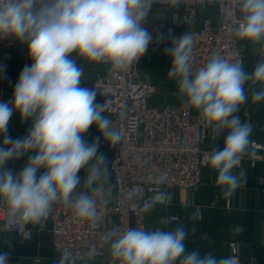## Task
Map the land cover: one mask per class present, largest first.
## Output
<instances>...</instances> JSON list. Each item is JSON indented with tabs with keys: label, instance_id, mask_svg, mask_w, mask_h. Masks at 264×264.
Segmentation results:
<instances>
[{
	"label": "clouds",
	"instance_id": "clouds-1",
	"mask_svg": "<svg viewBox=\"0 0 264 264\" xmlns=\"http://www.w3.org/2000/svg\"><path fill=\"white\" fill-rule=\"evenodd\" d=\"M151 4L152 0H0V39L26 45L32 61L20 72L11 100H0V204L6 205L8 225L38 223L56 203L98 225L97 199L87 190L102 195L111 175L105 154L99 152V138L89 142L84 134L95 125L110 146L124 134L104 115L106 105L96 103L97 89L81 86L83 68L72 54L109 64L114 71L129 70L153 41L144 26ZM241 7L244 14L233 29L236 37L264 41V0H242ZM193 45L189 33L173 37L166 49L172 61L167 76L177 81L186 108L197 110L217 136L225 133L223 147L213 146L204 163L217 172V185L230 197L244 182L245 172L234 170L241 165L252 131L236 113L247 100L249 81L264 86V59L249 73L242 61L217 53L194 71ZM5 68L0 65V73ZM252 100L264 101V87L253 90ZM14 113L21 121L32 122L23 137L9 134ZM25 156L23 165L8 167L9 161ZM82 169L84 190H77ZM165 180L166 174H161L155 183ZM158 200L149 198L142 210L150 212ZM242 230L240 225L233 228L234 233ZM186 237L183 225L167 231L130 227L106 231L102 241L110 245L119 264H239L235 256L188 251ZM9 256L0 252V264H8ZM82 259L83 255L65 250L56 264H77Z\"/></svg>",
	"mask_w": 264,
	"mask_h": 264
},
{
	"label": "built area",
	"instance_id": "built-area-1",
	"mask_svg": "<svg viewBox=\"0 0 264 264\" xmlns=\"http://www.w3.org/2000/svg\"><path fill=\"white\" fill-rule=\"evenodd\" d=\"M241 4L242 0H152L151 7L166 8L169 13L165 29L167 41L172 42L173 37L185 32L193 36L191 63L195 71L217 53L233 62L242 61L233 31L244 14ZM210 7L216 9L217 19L204 17L200 27L196 28L199 13ZM144 26L152 33L153 41L136 65L127 71H114L109 64L96 62L107 65L108 70L91 84V88L97 89L96 103L106 105L104 115L124 134L115 146L107 143L112 150L109 169L115 188L114 202H108L106 192L96 195L89 191L97 199L101 215L95 227L90 221L76 217L71 208L62 203L54 204L48 216L38 222V229L43 230L49 223L56 259L69 250L83 255L84 259L98 258L103 264H119L111 256L110 245L103 243V234L112 229L123 232L130 227L151 231L142 210L144 202L159 197L157 203H167L174 189L194 190L199 187L201 171L207 167L205 158L211 153L202 145L207 139L217 143L225 135L217 136L212 127L202 122L199 113L184 106V100L176 105H149L154 88L147 80L139 78L137 66L140 62H151V48L161 39H158L159 32L149 25L148 17ZM15 42L13 39H0V54L12 50ZM240 120L249 124L251 129L263 132V141H253L250 146L255 151L264 150V123L253 121L247 115ZM99 135L104 140L100 132ZM258 158V155H252L251 163ZM161 174H166V180L156 184ZM167 219L175 222L178 217L173 215ZM5 230L17 233L24 240L31 233L27 223L8 225L6 205L0 204V234ZM230 256H235L239 264H245L235 243L230 245ZM39 261L34 259V264ZM253 263V257L246 262Z\"/></svg>",
	"mask_w": 264,
	"mask_h": 264
},
{
	"label": "crops",
	"instance_id": "crops-1",
	"mask_svg": "<svg viewBox=\"0 0 264 264\" xmlns=\"http://www.w3.org/2000/svg\"><path fill=\"white\" fill-rule=\"evenodd\" d=\"M217 11L214 7L199 13L195 26L199 28L201 19L209 17L217 19ZM149 25L155 28L163 39L151 48L152 60L150 63H138V76L147 80L154 88L149 97L150 106L176 105L184 97L179 93L177 81L169 79L167 72L171 67V57L166 54V49L172 42L167 41L165 29L169 23V13L166 8L160 6L151 7L149 12ZM244 69L251 73L255 65L264 59V41L251 43L240 40L237 37ZM73 58L83 68L82 85L91 88V84L99 76L107 73L108 67L102 63L88 62L87 60L72 54ZM27 52V46L15 42L14 48L0 55V65L6 66L0 73V100H11L13 88L19 78V74L25 65H31ZM264 87L258 83L249 81L245 85L247 100L239 106L236 115L239 118L245 115L258 123H264V101L253 102V90ZM158 92L157 96H153ZM162 96L163 102L156 103V97ZM194 113L197 110L190 108ZM31 120L21 121L19 114L14 113L9 121V134L13 137H23L31 126ZM85 139L91 142L99 138V152L105 154L109 163L112 158V150L108 144L100 138L99 131L92 125L84 134ZM0 137V142H2ZM250 143L263 141V132L252 129ZM224 135L217 143L207 139L202 148L211 152L213 146L223 147ZM258 155L260 158L251 163L250 157ZM27 161V156L20 161H9L8 167L17 168ZM245 172L244 182L230 197H225L223 190L217 185V172L205 167L201 171V185L194 190L176 188L169 197L167 203H156L155 207L146 214V223L149 229L174 230L178 225H183L187 230L185 239L188 251L198 249L201 255L211 252L217 258L230 256V245H238L239 255L245 259V264L250 257L254 258L253 264H264V150L255 151L250 144L241 160L239 168ZM110 172V169H109ZM78 175L83 179L86 171L82 169ZM111 175V173H110ZM87 191H91L88 189ZM108 202L113 203L115 188L111 182L105 186ZM177 216V221H169L167 217ZM166 221V222H165ZM242 226L243 230L234 233L233 228ZM30 229V237L22 239L20 235L11 231H2L0 234V252H9L8 264H34V259H40L38 264H56V254L52 247L50 225L46 223L43 230L38 229V223H27ZM77 264H103L98 258L78 260ZM179 264V262H177Z\"/></svg>",
	"mask_w": 264,
	"mask_h": 264
},
{
	"label": "rangeland",
	"instance_id": "rangeland-1",
	"mask_svg": "<svg viewBox=\"0 0 264 264\" xmlns=\"http://www.w3.org/2000/svg\"><path fill=\"white\" fill-rule=\"evenodd\" d=\"M157 95H158V92L154 93L153 96H157ZM162 100H163V97L162 96L156 97V103H162L163 102Z\"/></svg>",
	"mask_w": 264,
	"mask_h": 264
}]
</instances>
